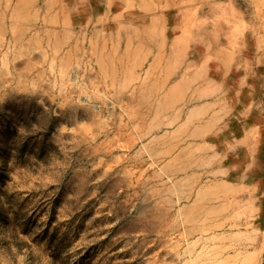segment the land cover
Instances as JSON below:
<instances>
[{"label":"rangeland","instance_id":"rangeland-1","mask_svg":"<svg viewBox=\"0 0 264 264\" xmlns=\"http://www.w3.org/2000/svg\"><path fill=\"white\" fill-rule=\"evenodd\" d=\"M19 2L0 0V264H264V0H82L57 54L14 40ZM121 5L161 10L84 23Z\"/></svg>","mask_w":264,"mask_h":264},{"label":"crops","instance_id":"crops-1","mask_svg":"<svg viewBox=\"0 0 264 264\" xmlns=\"http://www.w3.org/2000/svg\"><path fill=\"white\" fill-rule=\"evenodd\" d=\"M73 1L74 4H70L69 2ZM82 0H46L44 4H40L39 0H27L25 1L22 11V17L15 18V22L13 26L19 27L15 29L14 32V40L21 42L26 48H30L34 43H45L48 40L51 42V38L47 35L48 30H53L59 33V41L62 43L64 41V31L55 29L56 27L70 26L74 25V17L75 12L79 10L81 6L80 2ZM17 4L15 5V11L18 10ZM136 12H135V11ZM160 7H152L150 9H146L143 7H138L135 9H131L125 7L123 5L118 8H113L112 6L105 7L103 11H101L98 17H96V13L94 15H88L84 22L85 24H104L108 26H117L120 28L124 26V22L127 21L128 15L135 13L136 16L144 15L146 11L160 12ZM163 11H167V13H171V8L163 9ZM15 13V12H14ZM161 14H156L153 17L161 18ZM43 25L45 28L40 29L39 33L33 34L32 36L28 33L29 29L35 25ZM116 40V39H115ZM119 40H134L132 37L127 39L121 38ZM66 41V39H65ZM108 56H113L111 53L107 54ZM116 56V54H114ZM71 55L66 54L62 57H69ZM101 57L105 55H100ZM121 56V55H118ZM103 64L105 62L103 61Z\"/></svg>","mask_w":264,"mask_h":264},{"label":"bare ground","instance_id":"bare-ground-1","mask_svg":"<svg viewBox=\"0 0 264 264\" xmlns=\"http://www.w3.org/2000/svg\"><path fill=\"white\" fill-rule=\"evenodd\" d=\"M25 1L27 0H20V2L17 4V8L18 10L16 11V16L19 17V13L22 12L21 9L23 8L22 5H24ZM47 35L51 38V45L53 46V49L55 51V53L57 54V52L59 53L60 46H61V42L59 41V33H57L56 31L53 30H48ZM17 58H20L19 56H17ZM22 59V58H21ZM24 60V59H23ZM19 63L17 62L16 65H18ZM21 64V63H20ZM9 64L8 63H3V69L1 70V73H6L7 74V66ZM60 66L62 69H67L66 67L68 66V58L66 57H62L60 60ZM12 68V67H11ZM17 69V68H16ZM16 74V73H15ZM3 81V79H2ZM4 82V81H3ZM16 85V84H15ZM45 87V86H44ZM32 89V87H31ZM134 221V220H132ZM143 222V221H142ZM133 224V223H132ZM142 224V223H141ZM134 226V225H133ZM151 227V226H150ZM148 228V227H147ZM153 228V227H152ZM146 229V228H144ZM149 229V228H148ZM147 230V229H146ZM151 230V229H150ZM145 233V232H144ZM150 233V232H149ZM147 234V233H146ZM153 234V232H152ZM148 237V235H147ZM146 238V237H145ZM140 244V243H139ZM140 249V248H139Z\"/></svg>","mask_w":264,"mask_h":264}]
</instances>
